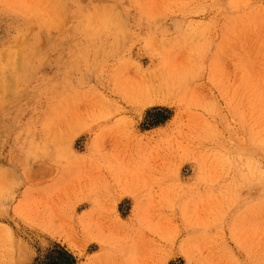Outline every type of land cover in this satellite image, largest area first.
I'll use <instances>...</instances> for the list:
<instances>
[{
    "label": "rangeland",
    "instance_id": "1",
    "mask_svg": "<svg viewBox=\"0 0 264 264\" xmlns=\"http://www.w3.org/2000/svg\"><path fill=\"white\" fill-rule=\"evenodd\" d=\"M0 264H264V0H0Z\"/></svg>",
    "mask_w": 264,
    "mask_h": 264
},
{
    "label": "bare ground",
    "instance_id": "2",
    "mask_svg": "<svg viewBox=\"0 0 264 264\" xmlns=\"http://www.w3.org/2000/svg\"><path fill=\"white\" fill-rule=\"evenodd\" d=\"M17 9H18V8H17ZM21 9H22V8H21ZM22 11H25V10L22 9ZM18 12H19V11H18ZM31 13H32V12H31ZM28 15H29V14H28ZM31 16H32V15H31ZM33 16H35V15H33ZM13 39H14V38H13ZM21 39H22V37H21ZM21 39H20V40H21ZM18 40H19V39H18ZM22 40H23V39H22ZM14 41H15V39H14ZM17 42H20V41H17ZM11 43H12V42H11ZM20 43H21V42H20ZM11 45H12V44H11ZM11 45H9V47H11ZM15 45H16V44H15ZM21 45H22V44H21ZM21 45H18V46H19V47H22ZM16 46H17V45H16ZM16 46H15V47H16ZM15 47H14V45H13V48H15ZM16 48H17V47H16ZM11 49H12V47H11ZM11 49H9V51H10ZM4 50L6 51V49H4ZM17 50H18V49H17ZM17 50H16V52H17ZM32 52H33V50H32ZM9 53H10V52H9ZM12 53H13V52H12ZM18 53H19V52H18ZM18 53H17V54H18ZM29 53H30V51H29ZM34 53H35V52H34ZM10 54H11V53H10ZM10 54H9V55H10ZM1 55L4 56L3 54H1ZM9 55H8V57H9ZM18 55H20V53H19ZM32 55H33V53H32ZM11 57H12V54H11ZM9 58H10V57H9ZM19 58H20V57H19ZM19 58H18V59H19ZM23 58H24V57H23ZM10 59H11V58H10ZM12 59H13V58H12ZM18 59H17V60H18ZM8 61H9V60H8ZM18 61H19V60H18ZM18 61H17L16 63H18ZM6 65H7V63H6ZM16 65H18V64H16ZM22 65L24 66V64H22ZM7 66H8V65H7ZM13 66H14V65H13ZM7 68H8V67H7ZM7 68H6V69H7ZM6 69H5V70H6ZM16 69H17V68H15V71H16ZM18 69H19V68H18ZM10 70H11V69H10ZM7 71H9V70H7ZM17 71H19V70H17ZM10 72H12V71H10ZM5 73H9V72H5ZM16 73H17V72H16ZM11 74H12V73H11ZM17 74H18V73H17ZM17 74H16V75H17ZM19 74H20V71H19ZM6 75H7V74H6ZM22 75H23V74H22ZM25 75H26V74H25ZM9 76H10V75H8V77H9ZM18 76H19V75H18ZM23 76H24V75H23ZM24 77L26 78V76H24ZM6 78H7V77H6ZM16 78H17V77H16ZM18 78H20V77H18ZM18 78H17V79H18ZM7 79H8V78H7ZM254 150L256 151V149H254ZM254 150H253V151H254ZM113 188H114V187H113ZM75 192H76V191H75ZM68 194H69V192H68ZM113 227H115V226H113ZM101 228H102V227H101ZM226 230H227V229H226ZM190 233H191V231H190ZM190 233H189V234H190ZM243 234H244V233H243ZM118 235H119V234H118ZM178 235H179V234H178ZM187 235H188V234H187ZM119 236H120V235H119ZM148 237H149V236H148ZM153 237H154V236H153ZM153 239H154V238H153ZM138 242H139V241H138ZM138 242L136 241V243H138ZM101 245H102V244H101ZM101 245H100V246H101ZM233 245H234V244H233ZM240 248H241V247H240ZM122 249H123V248H122ZM250 251H251L250 256H252V257H256L255 255H252V250H250ZM237 253H238V252H237ZM256 262H257V260H256Z\"/></svg>",
    "mask_w": 264,
    "mask_h": 264
}]
</instances>
